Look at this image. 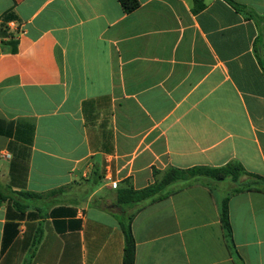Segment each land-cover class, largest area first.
Listing matches in <instances>:
<instances>
[{
	"label": "crops",
	"instance_id": "1",
	"mask_svg": "<svg viewBox=\"0 0 264 264\" xmlns=\"http://www.w3.org/2000/svg\"><path fill=\"white\" fill-rule=\"evenodd\" d=\"M233 1L257 18L224 0H0V264H122L101 190L231 161L264 177V0ZM229 218L241 264H264V193L231 196ZM131 230L135 264H235L201 183Z\"/></svg>",
	"mask_w": 264,
	"mask_h": 264
},
{
	"label": "trees",
	"instance_id": "2",
	"mask_svg": "<svg viewBox=\"0 0 264 264\" xmlns=\"http://www.w3.org/2000/svg\"><path fill=\"white\" fill-rule=\"evenodd\" d=\"M125 14H131L139 7L138 0H117ZM235 10L244 13L248 18H257L251 14L247 8L233 0H224ZM195 10H202L204 5L201 0H194ZM94 180V179H93ZM98 180H94L93 185H97ZM201 183L206 186L211 195L215 198L219 212V219L223 231V237L227 249L235 264H241V259L235 250L233 232L229 218V199L231 196L245 192L264 193V177L251 174L245 171L243 166L236 161H231L218 168L193 167L188 169L168 168L153 184L135 190L131 187L118 188L115 191V199L108 205L105 211L113 215L123 232L124 247L122 264H135V240L131 230V223L135 216L145 207L160 202L175 194L182 188ZM229 185L228 194L218 196L216 188L219 185ZM52 194V193H49ZM14 205L18 209L25 206L19 200H26L38 195L31 193H15ZM9 197L0 191V205L7 201ZM119 208V210L117 209ZM39 243V236L33 243V247Z\"/></svg>",
	"mask_w": 264,
	"mask_h": 264
},
{
	"label": "rangeland",
	"instance_id": "3",
	"mask_svg": "<svg viewBox=\"0 0 264 264\" xmlns=\"http://www.w3.org/2000/svg\"><path fill=\"white\" fill-rule=\"evenodd\" d=\"M114 193L115 191L101 190L98 192L97 197L102 198V199H105V198L110 199L114 196Z\"/></svg>",
	"mask_w": 264,
	"mask_h": 264
},
{
	"label": "water",
	"instance_id": "4",
	"mask_svg": "<svg viewBox=\"0 0 264 264\" xmlns=\"http://www.w3.org/2000/svg\"><path fill=\"white\" fill-rule=\"evenodd\" d=\"M100 208L105 209L107 208V205H105L103 202L100 203ZM119 210V208H117Z\"/></svg>",
	"mask_w": 264,
	"mask_h": 264
}]
</instances>
